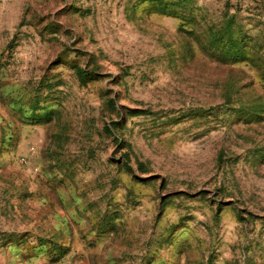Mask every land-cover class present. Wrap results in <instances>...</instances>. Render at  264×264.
I'll use <instances>...</instances> for the list:
<instances>
[{
	"label": "rangeland",
	"instance_id": "1",
	"mask_svg": "<svg viewBox=\"0 0 264 264\" xmlns=\"http://www.w3.org/2000/svg\"><path fill=\"white\" fill-rule=\"evenodd\" d=\"M0 264H264V0H0Z\"/></svg>",
	"mask_w": 264,
	"mask_h": 264
},
{
	"label": "trees",
	"instance_id": "2",
	"mask_svg": "<svg viewBox=\"0 0 264 264\" xmlns=\"http://www.w3.org/2000/svg\"><path fill=\"white\" fill-rule=\"evenodd\" d=\"M231 27H232V25H231V23H230V21H228L226 24H225V26L222 28V30L221 31H223V35H225V33H227L228 31L227 30H229V29H231ZM221 37H222V35H220ZM232 40L230 39V41H223L222 43H223V46H224V49L225 50H229L230 49V46L232 45Z\"/></svg>",
	"mask_w": 264,
	"mask_h": 264
}]
</instances>
